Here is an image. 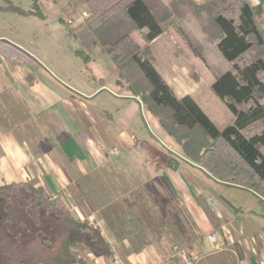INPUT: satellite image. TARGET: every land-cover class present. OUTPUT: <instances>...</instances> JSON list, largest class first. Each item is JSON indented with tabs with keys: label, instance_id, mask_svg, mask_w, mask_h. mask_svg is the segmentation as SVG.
<instances>
[{
	"label": "crops",
	"instance_id": "0c3cea01",
	"mask_svg": "<svg viewBox=\"0 0 264 264\" xmlns=\"http://www.w3.org/2000/svg\"><path fill=\"white\" fill-rule=\"evenodd\" d=\"M147 2L161 8L160 0ZM82 11H70L68 0H36V12L32 0H0V14L27 19L23 27L7 22L12 34L23 41L30 31L32 40L0 32V185L30 183L46 197L60 192L47 201L96 229L107 248L95 255L61 244L31 264H264V198L183 154L140 97L117 83L111 57L81 44ZM188 11L173 14L150 42L154 64L222 129L233 114L212 92L213 80L192 77V67L208 60L204 44L215 43ZM40 26L51 31L46 53L36 43Z\"/></svg>",
	"mask_w": 264,
	"mask_h": 264
},
{
	"label": "trees",
	"instance_id": "16d2710c",
	"mask_svg": "<svg viewBox=\"0 0 264 264\" xmlns=\"http://www.w3.org/2000/svg\"><path fill=\"white\" fill-rule=\"evenodd\" d=\"M32 1L36 12V0ZM147 1L68 0V8L88 10L83 28L76 33L81 44L87 49L99 45L111 57L119 74L117 83L140 97L188 159L217 179L248 186L264 198L262 6L248 0H203L201 5L191 0H168L167 4L160 0L161 8L152 11ZM189 4L193 7L188 14L198 22L205 39L215 43L231 64L224 72H214L210 85L234 117L222 129L189 95L178 96L154 64L150 42L164 32V22H171L173 14L178 17V11H186L182 6ZM118 14L138 31L144 44L126 30L119 31ZM179 33L186 40L184 32ZM61 244L79 245L95 255L107 252L96 229L67 216L47 201L41 188L26 182L0 185V264L35 263Z\"/></svg>",
	"mask_w": 264,
	"mask_h": 264
},
{
	"label": "rangeland",
	"instance_id": "374dc122",
	"mask_svg": "<svg viewBox=\"0 0 264 264\" xmlns=\"http://www.w3.org/2000/svg\"><path fill=\"white\" fill-rule=\"evenodd\" d=\"M20 1V0H18ZM185 1V0H183ZM197 1V2H196ZM193 3H197V5H201L203 3V0H193ZM189 9L191 7H193V4H189L186 6H182L183 10ZM193 8H192V12H193ZM87 12V16L89 15L88 10L86 9ZM191 15V14H190ZM13 18V19H10ZM85 18V19H86ZM190 18L193 17L190 16ZM27 21V19H23L21 17H19L18 14H0V32H5V31H10L9 34L11 33V37L14 38L17 41H20V39L17 37L18 35L12 34L13 32L10 30V27L7 26V22H12L15 24H19V26L21 25V27H23V24ZM20 22V23H19ZM42 23H39V25ZM117 24L119 26V31H127L131 34V36L137 40L139 43L142 41L141 38L139 37L138 31L134 30L132 28H130L129 26V22L127 19H123V16L121 14H118V21ZM194 24H197V21H194ZM43 25V24H42ZM41 28V29H40ZM36 32L39 33V38L36 41L37 46H40V51L46 53V49L49 47H46V43L48 42V40H50L49 34L51 33L50 30L43 28L42 26H40L38 28V31L36 30ZM181 32V31H180ZM23 32H21L22 34ZM173 34V32H172ZM178 36L181 37L179 31L177 32ZM26 36H28V39H25L23 41L20 42H25V44H29L30 42L32 43V40L30 38V31H28V33L26 34ZM198 37V36H197ZM201 37V35H200ZM182 38V37H181ZM183 39V38H182ZM45 44V45H44ZM42 46V47H41ZM205 47V56L208 60H205L202 58L203 61H199L196 67H192V77L194 79L197 80H203V81H210V80H214V72H224L226 70H228L230 68V62L228 60H226L218 51V49L216 48V46L214 44H204ZM53 49V47H52Z\"/></svg>",
	"mask_w": 264,
	"mask_h": 264
},
{
	"label": "built area",
	"instance_id": "2783aa9c",
	"mask_svg": "<svg viewBox=\"0 0 264 264\" xmlns=\"http://www.w3.org/2000/svg\"><path fill=\"white\" fill-rule=\"evenodd\" d=\"M248 2L251 4V5H253V6H255V5H259V1L258 0H248ZM86 16H87V12H85V11H82L81 12V15L78 17L79 19V22L80 21H84V19L86 18ZM67 24H72L73 23V21L71 20V19H68L67 21ZM62 195H61V193L60 192H56V193H52V194H50V195H48L47 196V199L49 200V201H55V200H57V199H59L60 197H61ZM213 207V209H215V206H212ZM208 239L211 241V242H215L216 241V235L215 234H212V235H209L208 236ZM179 253H181V255H182V257L184 258V259H189V253H188V251L187 250H184V249H180V250H177Z\"/></svg>",
	"mask_w": 264,
	"mask_h": 264
}]
</instances>
